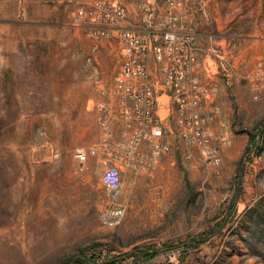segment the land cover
<instances>
[{"label": "rangeland", "instance_id": "rangeland-1", "mask_svg": "<svg viewBox=\"0 0 264 264\" xmlns=\"http://www.w3.org/2000/svg\"><path fill=\"white\" fill-rule=\"evenodd\" d=\"M178 1L180 8L154 0L146 11L148 0H0V264H264V221L249 231L245 215L264 198V0ZM101 4L124 11L116 26L97 20L108 28L106 37L95 36L90 18L73 21L80 9ZM173 23L195 37L189 79L212 95L200 115L205 153L217 152L218 167L193 141L194 129L179 124L178 105L152 53L141 84L153 90L157 122L111 119V138L100 126L97 84L111 86L124 60L112 28L140 33L152 45ZM195 26L211 34L206 81L193 75L200 53ZM242 50L244 75L235 69ZM104 54L114 72L110 79L93 78L90 89L83 62L96 68L94 58ZM214 77L233 87L232 117L223 124H216ZM154 124L165 132L160 142L168 151L151 166L155 152L145 136ZM171 149L175 163L163 171ZM79 153L87 156L83 170ZM109 165L122 173L125 214L115 227L99 220L110 204L102 183ZM130 176L137 181L132 194ZM260 210L264 214V202Z\"/></svg>", "mask_w": 264, "mask_h": 264}, {"label": "built area", "instance_id": "built-area-1", "mask_svg": "<svg viewBox=\"0 0 264 264\" xmlns=\"http://www.w3.org/2000/svg\"><path fill=\"white\" fill-rule=\"evenodd\" d=\"M151 1L145 6L147 11ZM169 7L180 8L181 3L178 0H167ZM99 15L97 17L96 15ZM124 16V11L121 7L114 5H99V9L95 11L89 9H80L74 16V23L86 18L91 19L93 31H97L95 36H108V28L101 24H96L97 20L101 23H108L116 26ZM174 22L177 20L176 16L172 18ZM88 20V19H87ZM96 26V27H94ZM172 30L160 36L161 40L153 38L155 44H150L149 37L141 35L131 30H122L117 33L115 28L112 31L121 43H123L124 60L121 69L116 73L111 86L99 81L98 89L100 98L97 102V107L103 112L99 122L106 138H111L109 122L111 119L118 118L123 123L131 125L139 123L140 125H147L154 123L153 110L155 100L153 99V90L148 84H141V82L148 78L149 69L147 59L152 53L154 61L161 66V72L164 75L165 83L168 89L173 93V99L178 105V122L180 125L187 124L193 130L190 135L193 141H196L199 147L207 157L208 162L218 167L221 164V158L215 150L209 149L208 137L202 131L206 119H202L200 109L205 100L211 99V92L202 87L196 79H189L191 70L195 66V37L191 33V29L173 23ZM179 27L183 31L179 32ZM161 33V32H160ZM205 103V102H204ZM155 121V120H154ZM157 122V121H155ZM151 124V125H152ZM165 132L154 124L145 139L153 143L154 156L152 157L154 166L159 160V155L165 154L168 151V145L161 143ZM183 141H186L188 136L183 133L181 136ZM136 140V139H135ZM131 145L127 148L126 155L131 160L134 153ZM97 148L90 150L91 154H95ZM80 170L84 169V162L87 156L85 153L77 155ZM218 172V171H217ZM121 170L115 165H109L102 174V183L110 197L109 206L100 212L99 220L103 226L115 227L118 226L125 214V207L120 203L121 193Z\"/></svg>", "mask_w": 264, "mask_h": 264}, {"label": "crops", "instance_id": "crops-1", "mask_svg": "<svg viewBox=\"0 0 264 264\" xmlns=\"http://www.w3.org/2000/svg\"><path fill=\"white\" fill-rule=\"evenodd\" d=\"M194 30L197 34V41H198L200 53H199V57H198L199 58L198 64L195 67V70H194L195 72L193 73V75L198 76L201 81H206L208 79L206 77L207 75L205 74L204 70L207 68L206 65L211 63V60L208 58V56H206V54L208 53V50L211 46V43L209 41L211 34L207 33L206 31H203V29H200L197 26L194 27ZM218 35H215L214 37H216ZM216 41H215V43H216ZM218 41H219L218 42L219 44H222L225 40H223L221 38V40H218ZM241 53L243 55H242L240 67L235 68V64H236L235 60H232V59H229V60H230V64L233 63V65L231 64V67L234 66L233 68L238 70L241 75H244L248 71V61H247V56H246L247 51L242 50ZM109 60H110V58H108L107 55H105V54L103 57L99 58L98 60L94 58V62H95L94 64H96V66H97L96 68H93V65L88 60H87L88 62L87 61H85V63L83 62V66H82V70H81L82 71V77L87 80L86 84L90 89H92L91 80L93 78L95 79L98 76H101L104 79H110L111 78V74L114 72V70L109 72V68H111ZM97 69H100V73H99L100 75L97 74ZM102 71H103V73H102ZM215 78L216 77L213 78V81ZM216 80H217V78L215 79L216 85L214 86V90H215V87L217 88L216 97H215V105H218L220 107V114H218V117L216 119L217 120L216 124H223V123H227L232 117V113L230 110V102H229L230 98L229 97H230L231 93L233 92V87H230V85H228L229 87L224 86L223 84L217 82ZM235 90L237 91L236 88H235ZM206 109L204 108V110H206ZM171 145H174V144L171 143ZM175 152L176 151L174 149H171V151L168 153V155L163 159L164 160V162L162 163V168H163L162 170L163 171H165V170L169 171V172L171 171V169L169 167H170V165H173L175 163L174 162ZM172 172H175V169H173ZM152 184H154V183H152ZM183 185H184V183H183ZM129 186H130V188H129L128 192L130 194H132L133 190L137 187V181L135 179H133L131 176L129 178ZM121 191H122V187H121Z\"/></svg>", "mask_w": 264, "mask_h": 264}, {"label": "trees", "instance_id": "trees-1", "mask_svg": "<svg viewBox=\"0 0 264 264\" xmlns=\"http://www.w3.org/2000/svg\"><path fill=\"white\" fill-rule=\"evenodd\" d=\"M264 198L260 199L252 208H249L247 212L245 213L246 218L250 222V227L247 228V230L250 231V228H258L262 221H264V214L261 213V207L263 205ZM243 241L246 243L247 240L243 239Z\"/></svg>", "mask_w": 264, "mask_h": 264}]
</instances>
